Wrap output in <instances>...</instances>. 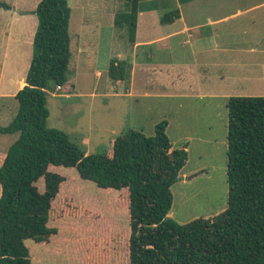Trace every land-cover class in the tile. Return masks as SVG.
Here are the masks:
<instances>
[{
    "label": "trees",
    "instance_id": "trees-1",
    "mask_svg": "<svg viewBox=\"0 0 264 264\" xmlns=\"http://www.w3.org/2000/svg\"><path fill=\"white\" fill-rule=\"evenodd\" d=\"M116 1L126 10L115 15L114 27L125 29L134 44L138 15L158 6ZM31 14L37 27L25 86L14 97V118L0 126V134H18L0 155V264H32L27 240L48 242L58 220L89 215L73 198H57L65 178L53 167L74 168L80 179L113 193L108 198L112 212L128 216L129 264H264V97L227 100L226 209L178 224L168 218L171 188L180 180L188 154L185 146L172 147L167 121L156 124L152 136L128 129L109 150L91 155L47 126V93L74 91L67 79L71 9L68 0H41ZM177 18L179 10L173 9L159 22L167 25ZM130 67L125 60H112L109 79L127 80ZM112 239L108 227L102 236L82 240L84 264H109Z\"/></svg>",
    "mask_w": 264,
    "mask_h": 264
},
{
    "label": "rangeland",
    "instance_id": "rangeland-1",
    "mask_svg": "<svg viewBox=\"0 0 264 264\" xmlns=\"http://www.w3.org/2000/svg\"><path fill=\"white\" fill-rule=\"evenodd\" d=\"M40 1L0 0V58L2 53H9L8 61H5L6 84L2 88L13 89V76L8 79L7 73L21 70L31 62L32 45L27 43L24 35L36 24V16L27 15L26 19L21 14L36 7ZM151 2L163 7V10H157L159 17L176 5L175 0H143V5ZM68 3L72 58L67 79L74 91L67 95L58 91L47 93V126L65 133L85 155H91L109 150L114 139L128 129L152 136L155 125L165 120L168 123L166 134L173 148H181L184 139L189 138L186 140L189 145L187 162L182 171L188 175L203 171L194 179L186 175L183 181H190H178L172 186L173 201L168 218L178 224H187L195 219L212 218L224 211L228 197L227 100L231 96L264 97V75L261 79L247 77L253 67H257L256 74L257 71L264 73V7L246 15H235L220 26L229 30L227 35L218 39L219 46L228 47V51L192 56L200 63L205 59L210 63L214 60L221 63L197 68L200 74L218 70L222 73V76L213 73V79L206 77V84L195 88L199 94L214 95L213 99H200L163 96L169 93L160 90L159 85L167 83L171 72L159 66L162 70L153 73L157 68L153 65L158 61L161 64L172 60L189 61V53L177 45L179 37L167 41L172 51L161 49L159 46L163 45L156 43L140 48L128 42L125 29L114 27L115 15L126 10L123 2L68 0ZM250 5L248 0H198L184 5L181 12L187 22L193 18L205 22L234 15ZM193 10L195 15L190 16ZM141 15L146 17L150 12ZM31 18L34 20L32 24ZM153 20V15L143 19L145 24L142 27L140 19L141 29L137 37H142V28L144 37L155 39L160 31L165 34L174 28ZM112 60H125L130 64L127 80L113 82L109 79ZM145 61L151 63L150 66H146ZM183 76L189 83L196 82H190L186 72ZM237 77L240 80H236ZM131 88L133 94L129 96ZM16 111L14 98H0V126L8 125ZM17 138L18 134H0V153L6 152ZM52 169L65 178L57 198H73L75 205L84 207L89 215L58 220L52 226L56 234L48 242L36 244L27 240L25 244L30 249L32 264H84L82 240L98 238L108 227H111L113 237L109 264H129L128 216H116L112 212L114 205L108 198L113 193L80 179L74 168Z\"/></svg>",
    "mask_w": 264,
    "mask_h": 264
},
{
    "label": "crops",
    "instance_id": "crops-1",
    "mask_svg": "<svg viewBox=\"0 0 264 264\" xmlns=\"http://www.w3.org/2000/svg\"><path fill=\"white\" fill-rule=\"evenodd\" d=\"M176 1V5L172 8H170L168 11L173 10V9H178L179 10V18H177L173 23L171 24H167V25H162V26H174L173 29H171L168 33L162 34V32L160 31L158 34V37L155 38H148V37H144L143 36V28H142V39L137 37V33H139V29H141V24H140V19H142V27L145 23H143V19H147L149 18L151 15L154 16V22H157L160 24L159 22V16L157 14V10H161L163 7H158V9L155 10H151V11H144V12H150V15H147L146 17L141 15L143 12H141L138 15V19H137V30H136V37H135V42L134 44L137 45V47H150L153 44H160L163 45V47L159 46V48H164L167 51H172L173 48H171L167 43V41L169 39L175 38V37H179L178 38V46L184 50H186L189 53V61H183V62H179L176 60H172L168 63H164L161 64L162 62L158 61L157 64H154L153 66L157 67L153 73H155L158 69L159 66H163L167 72H171V74L168 73V78L166 79L167 83L165 82H161L159 85V89L164 91L166 90V92H168L169 94H162L163 96L166 97H192V98H200V99H213L214 95L211 94H199L200 92L197 91L195 88L198 86L201 87L202 85L206 84L207 78H214L213 73L214 74H218L220 76H222V73L220 70L216 71V72H211V73H202L200 74L197 70L198 67H211V66H218L221 63L218 62V60H214L213 63H210L209 61L202 60L201 63L199 61H195L192 56L195 54L198 55H203V54H207L209 53H215L218 52L220 50L222 51H228L229 48L228 47H220L219 43H218V39L224 35H227L229 33V30L224 29L223 27H220L221 25H224L225 23H227L231 17H234L235 15H241V14H248L252 11H254V9H260L264 7V0H260V1H255V0H248L249 3H251V5L249 7H246L243 11H238L236 14L231 15V16H225V17H216L213 18L211 20L205 21V22H201L198 19H190L189 22H187L184 18L183 13L181 12L182 8L184 5L189 4V3H193V2H197L198 0H190L186 3H181L179 0H175ZM38 4V3H37ZM158 4V3H157ZM37 6V5H36ZM36 7L32 8L30 11L25 12V14H21L23 15L22 17H26V19H28L27 15H34L31 14V12L35 9ZM163 10V9H162ZM167 12V11H166ZM165 12V13H166ZM164 14V13H163ZM195 15V11H191L190 16H194ZM31 21L32 24V18L29 19ZM140 25V26H139ZM161 25V24H160ZM36 27H37V19H36V24L33 25L31 31L27 34H25L24 38L27 41V43L29 45H32L33 42V37L36 31ZM207 28V29H205ZM221 28V29H219ZM165 45H164V44ZM205 44H209V45H205ZM9 58V53L4 52V54L2 53V56L0 58V98L2 99H12L15 97V95L17 94V92L19 90H21L24 86H25V78H26V74L29 68V65H25L24 68H22L21 70H17L14 71L12 73H7L8 79L13 76L12 81L15 82V87H13V89L8 90L7 88H2L3 85L6 84L5 82V67L7 66V63L5 64V61L7 62ZM147 59V58H146ZM146 66H150L151 63H148L145 61ZM168 64V65H166ZM140 65V64H138ZM132 66L133 68H135L136 63L133 61L132 62ZM141 66V65H140ZM145 66V67H146ZM26 68V69H25ZM257 67H253L248 71V75L247 77H256L258 76L257 79H261L263 77H261V75L258 71L257 74L255 73ZM131 69V67H130ZM147 69V70H146ZM146 71L147 73H149L148 71V67H146ZM162 69H159L158 73L161 71ZM245 70V69H244ZM183 72H186V74L189 76V81H196V82H192L189 83L186 78L183 76ZM17 73V74H16ZM143 73V71H142ZM247 72H245L246 74ZM13 74V75H12ZM15 77V78H14ZM226 77V76H225ZM219 80L223 81L222 78L217 77ZM228 78V77H227ZM256 79V78H255ZM217 80V81H219ZM229 80V78L227 79V81ZM236 80H240L239 77L236 78ZM94 93H91V95H93ZM130 94L132 95V88L129 90V96ZM232 97V96H231ZM230 97H228L229 99ZM168 125V123H167ZM228 127V120H226V128ZM227 139V138H226ZM184 143L182 147H186V150L188 148V139H184ZM188 140V141H186ZM0 153V155L4 154ZM183 170V169H182ZM194 172V171H193ZM203 171L197 172V173H192L190 175H188V173H185L183 171H181L180 174V180L179 182H187L190 180H186L183 181L184 177L187 175L188 178H192L194 179L196 176H198L200 173H202ZM191 179V180H192Z\"/></svg>",
    "mask_w": 264,
    "mask_h": 264
}]
</instances>
